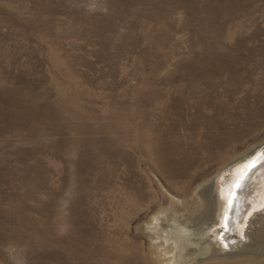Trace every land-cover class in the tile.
I'll use <instances>...</instances> for the list:
<instances>
[{"label":"rangeland","instance_id":"obj_1","mask_svg":"<svg viewBox=\"0 0 264 264\" xmlns=\"http://www.w3.org/2000/svg\"><path fill=\"white\" fill-rule=\"evenodd\" d=\"M263 143L264 0H0V264H264L181 222Z\"/></svg>","mask_w":264,"mask_h":264},{"label":"bare ground","instance_id":"obj_2","mask_svg":"<svg viewBox=\"0 0 264 264\" xmlns=\"http://www.w3.org/2000/svg\"><path fill=\"white\" fill-rule=\"evenodd\" d=\"M263 176L264 143L257 146L248 154L228 164L227 167L213 179L210 186L203 188L199 192L201 210H198L199 213L197 217H187L191 222L193 221V224L188 225L186 221H181L182 227L190 230L188 231L189 239L196 243H202L206 251L211 249L212 256H223L234 251L237 252L238 250H249L245 252L250 254L253 252H264V209L255 213L253 216L252 214L248 215L247 218L249 219L251 217V219H246L248 228L243 237V239H245L244 241L230 244L227 238L229 227L235 222H242L248 210L257 207L260 209L262 205L261 201L264 199L261 197L259 200L256 195L260 191V188H257V186L261 184L260 179L261 177L263 178ZM249 177L250 179H248ZM238 185H245L243 191H241ZM253 196L255 197L253 198ZM255 199L258 201L254 203ZM230 200L232 204L229 203ZM237 203H239L238 209L235 207ZM177 218V220H181L179 217ZM165 225L166 224L160 225L159 218L154 228L159 231ZM166 226L169 227V225ZM184 228L183 230L186 231ZM180 230L182 231V229ZM167 231L176 232L175 229ZM182 233L184 232L182 231ZM169 238H171V235ZM182 238L184 240L186 236ZM205 245L209 246L208 250V247ZM192 246L193 245H191V247Z\"/></svg>","mask_w":264,"mask_h":264},{"label":"water","instance_id":"obj_3","mask_svg":"<svg viewBox=\"0 0 264 264\" xmlns=\"http://www.w3.org/2000/svg\"><path fill=\"white\" fill-rule=\"evenodd\" d=\"M260 182L261 184L257 186V188H260L258 194L256 195L258 197V199L260 200V198L262 197L264 199V176L263 178L261 177L260 179ZM255 196H253L254 198ZM257 199V198H256ZM254 201V203L258 200ZM262 203H264V200L261 201ZM258 208V209H257ZM257 208H254V209H250L247 211V213L244 215L245 216V219L242 221V222H235L233 225H231L229 227V233L227 235V238L229 239L230 241V244H234V243H237L239 241H244L245 239H243L244 237V234L248 228V225H247V220H250L251 217L248 219V215L252 214V216L257 213V212H260L262 211V208L260 206V209L259 207ZM243 209V208H242ZM247 219V220H246Z\"/></svg>","mask_w":264,"mask_h":264},{"label":"snow or ice","instance_id":"obj_4","mask_svg":"<svg viewBox=\"0 0 264 264\" xmlns=\"http://www.w3.org/2000/svg\"><path fill=\"white\" fill-rule=\"evenodd\" d=\"M248 179H250V177ZM238 187L241 189V191H243V188L245 187V185H238ZM229 203L232 204V201L230 200ZM235 207L238 209L239 203H237ZM261 208L264 209V203H262Z\"/></svg>","mask_w":264,"mask_h":264}]
</instances>
